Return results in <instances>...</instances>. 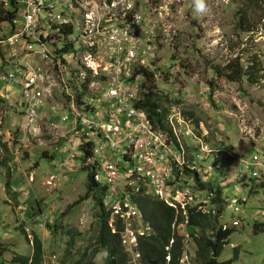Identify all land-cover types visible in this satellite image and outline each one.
<instances>
[{"label": "built area", "instance_id": "built-area-1", "mask_svg": "<svg viewBox=\"0 0 264 264\" xmlns=\"http://www.w3.org/2000/svg\"><path fill=\"white\" fill-rule=\"evenodd\" d=\"M160 1L0 0L5 13L16 12L0 24V84L6 85L0 89V151L15 153L17 161L35 146L67 141L65 152L70 158L64 167L74 170L75 160H83L86 149H91L92 160L84 166L97 158L94 165L109 183L100 186L104 195L111 192L107 206L113 231L121 226L122 245L131 251L153 234L136 201L141 183L147 193L174 208L186 226L190 208L210 213L209 199L195 198L193 187L198 179L208 182L213 170H221L220 150L203 141L180 108L167 117V130L152 125L138 108L141 82L137 79L143 76L131 79L138 66L152 70L151 58L142 55L144 44L153 45L158 38L173 41L177 26L171 18L187 12V0L175 4L162 0L159 5ZM199 14L196 11L195 17ZM34 46L42 50L37 52ZM177 65V69L169 67L170 79L182 74L183 65ZM161 74L167 75L160 72L155 77ZM187 137L198 142L197 150L189 152ZM253 149L260 153L252 157L251 165L259 172L255 176L264 177V153L259 145ZM45 153L50 155L48 150ZM229 156L236 159L230 152ZM210 159L214 165L207 172L202 164ZM26 173L34 183L36 172ZM57 180L51 175L47 184L55 186ZM96 182L101 184L99 172ZM170 242L168 250L174 239Z\"/></svg>", "mask_w": 264, "mask_h": 264}, {"label": "rangeland", "instance_id": "rangeland-1", "mask_svg": "<svg viewBox=\"0 0 264 264\" xmlns=\"http://www.w3.org/2000/svg\"><path fill=\"white\" fill-rule=\"evenodd\" d=\"M238 1L206 0L209 10L195 17L194 0H187L185 16L175 14L171 18L177 26L173 41L158 38L153 45L145 43L142 55L151 58L149 66L156 74H167H161L163 78L160 80L159 76L157 81L158 88L170 100V106L166 105L168 116L175 108H180L190 126L203 136V141L220 150L218 165L221 170H213L209 178L227 201L225 213L219 217L220 223L236 230L216 260H231L232 264H264V231H254L255 224H264V177L257 179L255 174L259 172L251 165L253 155L260 154L254 146L259 145L264 153V0L258 2L260 8L258 5L249 8L253 31L244 33L237 27ZM34 48L37 52L42 50L41 46ZM235 58L240 59L244 69L253 65L249 64L252 60L261 64V82L255 84L245 79L242 84L229 83L211 70L215 66L226 67ZM174 62L176 69L177 64L183 65L182 74L170 79L169 71L173 70L169 67ZM210 80H214L215 89L206 85ZM141 81L144 79H137V82ZM5 88V84H0V89ZM229 133L236 137V147H233ZM187 144H196L189 152L199 146L188 137ZM52 145L51 142L46 148L35 146L31 149L32 156L24 152L17 162L15 153L0 151V264H21L13 263V258L33 254V240L37 236L44 242L45 264H60L70 249L73 253L69 255L68 264H86L91 259L96 264H107V253L95 252L94 245L107 213L113 228V217L108 210L111 192L104 195L100 187L89 199L83 200L88 192L90 171L83 169V160L79 158L75 160L74 170L66 169L64 163L70 158L65 152L68 144H60L61 150ZM46 150L50 152L49 156H44ZM229 152L236 159L233 160ZM240 157L246 164H240L237 159ZM96 161L97 158L92 161V167ZM202 165L209 172V166L214 162L210 159ZM25 167L28 168L25 170ZM8 170L6 177L3 173ZM11 170L12 177L9 178ZM24 171H35L36 181L30 182L29 173ZM98 172L101 185H109L104 171L98 168ZM243 173L247 175L245 180L236 181V176ZM51 175L58 178L55 186L47 184ZM226 177L230 180L222 183ZM8 178L20 195L15 204L3 190L8 185ZM196 186L202 189L198 183ZM205 191L210 192L208 188ZM148 194L152 195L150 191ZM234 221L239 225H233ZM181 226L183 230L179 235L184 238V256L179 264H200L195 258L196 242L189 236L186 226ZM72 240L73 247L70 245ZM126 251L130 264H142L138 249L126 248Z\"/></svg>", "mask_w": 264, "mask_h": 264}, {"label": "trees", "instance_id": "trees-1", "mask_svg": "<svg viewBox=\"0 0 264 264\" xmlns=\"http://www.w3.org/2000/svg\"><path fill=\"white\" fill-rule=\"evenodd\" d=\"M260 0H239L238 11H237V27L239 30L244 32H251L253 21L249 14V8L253 5H258ZM15 10L8 13L2 9L0 5V24L3 21H8L15 16ZM256 61L250 62L247 69H244L243 64L239 58H235L228 62L226 67L215 66L211 70H215L216 74H219L220 78L229 83L242 84L244 80L251 83H259L262 80L260 72L262 70L261 64H255ZM175 67L173 63L170 68ZM155 72L150 68L144 66H138L135 70V79H131V82L136 80L138 75H142L144 82L141 81L140 95L141 100L138 103V108L145 112L146 119L154 126L160 127L162 130H167L166 119L168 116L170 106V100L167 94H163V91L158 88V81L155 77ZM154 75V76H153ZM206 85L210 89H215L214 80L206 82ZM213 93V92H212ZM8 151V150H7ZM86 156L83 158L85 164L93 155L91 149H86ZM44 156H49V153H45ZM85 165L83 169L90 171L88 180V192L83 200L89 199L91 195L100 188L101 184L96 182V174L98 168L94 165ZM82 169V168H81ZM257 177V176H255ZM246 176L238 181H244ZM261 177H257L260 179ZM198 179V178H197ZM198 184L201 185L202 189L195 187V198H208L210 204L208 209L210 213H203L197 211L196 208H191L189 211L190 221L186 225L188 234L196 242L197 255L196 259L200 264H232V261L218 262L216 258L220 255L223 246L229 243L230 236L235 232L236 229L229 227L224 229L225 225L220 223V216L225 213V206L227 201L223 196L222 192L216 190L213 186V181L202 182L200 179ZM237 181V180H236ZM223 183V182H222ZM261 187L262 185L259 184ZM142 192L136 198L138 205L145 214L146 221L150 222L153 227V234L141 240L139 251L141 255L142 264H179L184 256V238L179 235V231L183 230L181 224L184 225V221L181 215L174 209L162 201H159L153 195L147 193L148 188L141 183ZM209 189L210 192L205 191ZM105 189V188H104ZM103 189V190H104ZM98 190V189H97ZM215 192V193H214ZM201 193V194H199ZM194 194V192H193ZM103 203V202H101ZM103 225L96 239L94 245L95 252L107 253V264H130L129 253L126 248L122 245V229L118 226V230L115 233L109 223L110 215L107 213L104 216ZM254 231H264V224H255ZM174 239V243L169 247L170 241ZM34 252L30 256L16 255L13 258V263L21 264H45L46 250L43 240L39 236L34 238L33 241ZM73 247V240L70 242ZM72 249L67 250L66 258L60 264H68ZM170 256L171 260L167 262V257ZM80 264V262L78 263ZM86 264H96L93 259L89 260Z\"/></svg>", "mask_w": 264, "mask_h": 264}, {"label": "crops", "instance_id": "crops-1", "mask_svg": "<svg viewBox=\"0 0 264 264\" xmlns=\"http://www.w3.org/2000/svg\"><path fill=\"white\" fill-rule=\"evenodd\" d=\"M14 88V87H13ZM15 89V88H14ZM16 90V89H15ZM60 114H64V112H62V113H60ZM8 126L9 127H11L12 126V120H8ZM69 125V124H68ZM68 125H66V127L68 126ZM230 135H231V133H229ZM234 139L236 140V137L233 135H231V141H232V143H233V147H236V141H234ZM65 144H67V141H64V142H62V145H65ZM62 145H59V146H56L57 147V149L58 150H61V148H62ZM232 147V146H231ZM228 149H230V146L228 147ZM234 151V150H233ZM44 153H45V151H44ZM31 156H32V154H30ZM243 156H244V154H242ZM15 162H17L16 160H15ZM20 166V165H19ZM29 167V166H28ZM27 167V168H28ZM26 167H25V170L27 169ZM25 173H26V171H24ZM8 173H9V170L8 171H6L5 173H3L6 177H8ZM12 170H11V173H10V176H9V178H11L12 176ZM8 178V185H7V187H4L3 188V190L4 191H7L8 192V194H9V197H10V202L11 203H13V204H15L16 202H19V198H20V195L17 193V190L16 189H14V183H12V181L10 180ZM2 184L0 183V186H1ZM27 195V194H26Z\"/></svg>", "mask_w": 264, "mask_h": 264}, {"label": "clouds", "instance_id": "clouds-1", "mask_svg": "<svg viewBox=\"0 0 264 264\" xmlns=\"http://www.w3.org/2000/svg\"><path fill=\"white\" fill-rule=\"evenodd\" d=\"M194 3L196 11L200 14H204L209 10L206 0H194Z\"/></svg>", "mask_w": 264, "mask_h": 264}, {"label": "bare ground", "instance_id": "bare-ground-1", "mask_svg": "<svg viewBox=\"0 0 264 264\" xmlns=\"http://www.w3.org/2000/svg\"><path fill=\"white\" fill-rule=\"evenodd\" d=\"M154 76V75H153ZM169 76V75H168ZM166 77V76H165ZM169 79V78H168ZM161 80V79H160ZM209 90V89H208ZM203 91V90H202ZM142 110V109H141ZM238 118V117H237ZM199 132V131H198ZM204 139V138H203ZM193 147V146H192ZM212 160V159H211ZM234 160V159H233ZM60 180V179H59ZM199 198V197H198ZM160 201V200H159ZM28 232V231H27ZM141 242V241H140Z\"/></svg>", "mask_w": 264, "mask_h": 264}]
</instances>
